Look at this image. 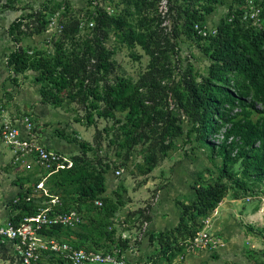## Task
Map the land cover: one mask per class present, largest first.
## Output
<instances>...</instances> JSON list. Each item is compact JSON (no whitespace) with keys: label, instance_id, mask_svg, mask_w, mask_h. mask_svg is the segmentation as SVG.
I'll return each instance as SVG.
<instances>
[{"label":"trees","instance_id":"16d2710c","mask_svg":"<svg viewBox=\"0 0 264 264\" xmlns=\"http://www.w3.org/2000/svg\"><path fill=\"white\" fill-rule=\"evenodd\" d=\"M218 1L166 0V11L162 13L160 0H120L119 5H113L112 0H91L79 18L70 7L44 0L37 7L29 6L7 30L15 44L7 57V67L15 76L11 81L16 83L17 76L27 71L35 72L41 104L58 108L68 100L84 111L81 120L76 118L75 122L84 120L95 129L99 120L119 124L123 138L118 134L114 138L111 128V145L120 146L121 151L142 147V163L137 165L140 175L151 174L167 157L173 140L182 136L187 143L194 135L203 147L211 150L212 156L222 158L218 180L196 188L190 203L177 201L180 207L177 225L148 234L149 242L156 244V257L167 262L184 252V243L200 231L203 219L229 190L235 189L234 198L246 200L257 188H264V25L253 26L251 21L242 19L241 12L235 11L221 19L215 34L202 36L195 27L202 29L206 16L213 12ZM232 1L240 5L244 0ZM111 5L118 11L114 8L112 14ZM54 15L61 31L52 52L23 46L26 38L43 34ZM83 20L85 28L81 27ZM113 34L131 48L139 45L149 58L146 71L135 82L112 78L117 66L107 43ZM183 40L194 43L209 58L206 74H199L188 58L183 59L180 48ZM185 123L189 125L186 133ZM104 134L110 135L108 127L96 129L92 146L59 134L68 143L76 144L79 154L71 157L70 168L50 175L45 171L27 194L33 193L43 181L49 197L41 200L48 201L51 197L60 200L61 205L54 207V211L76 210L84 218L99 210L107 225L115 214L116 204L108 203L104 196L109 164L98 156ZM219 137L218 143L208 139ZM121 151L118 157L122 156ZM88 153L93 157L89 158ZM49 182L56 188L55 194L46 187ZM68 190L72 192L70 195ZM60 191L69 200L59 195ZM24 198L19 195L18 203H11L9 221L13 224L34 216L40 208L38 199L26 202ZM96 200L101 201L100 207L94 204ZM151 210L147 205L136 214L149 222ZM87 219L85 228L84 223L76 226L81 227L78 231L76 227L55 226L42 230L41 234L87 251L107 253L99 245V236L121 245V252L128 248V240L114 241L113 230L107 232L106 226L92 216ZM0 260L23 264L13 249L9 252L1 243ZM38 264L63 262L46 253Z\"/></svg>","mask_w":264,"mask_h":264},{"label":"rangeland","instance_id":"374dc122","mask_svg":"<svg viewBox=\"0 0 264 264\" xmlns=\"http://www.w3.org/2000/svg\"><path fill=\"white\" fill-rule=\"evenodd\" d=\"M43 1L0 0V84L3 77L7 75L4 87H7V84L10 83L11 85H8V87H11L10 92H14L17 86L7 78L9 70L6 67V62L8 55L15 48V44L6 37V29L14 19L26 13L29 6L37 7ZM55 1L62 7H70L73 14L82 18L91 0ZM249 1H252L258 7L260 14L261 12L263 13L261 16L259 14L257 19L250 17ZM112 2L113 5L120 4V0H112ZM100 4L105 7L103 3L100 2ZM113 5H111L113 10L110 11L112 14L115 9L118 11V8L114 7V9ZM159 5L160 11L164 13L166 11V0H160ZM235 11L241 12L242 19L251 21L253 26L261 27L264 25V0H244L240 5L235 4L232 0H219L214 5L213 12L206 16L202 30L207 32V34H215L214 31L221 19L229 13L233 14ZM84 21L81 22V27L83 28L86 25ZM164 24L166 25V23ZM60 29L61 27L57 24V16H51L47 30L41 35L26 38L23 44L25 47H37L42 51L52 52L53 44L59 37ZM121 39L119 35L113 34L107 43L108 48L113 53L112 59L117 66V71L112 75V78L118 79L117 77H122L135 82L146 71L149 58L139 45L131 48L123 44ZM180 48L183 59L188 58L199 74L207 73L210 60L194 43L189 40H183L180 43ZM36 75L35 72L27 71L18 76L17 84L23 83V91L20 92V95L26 97L30 110L25 111L24 108L21 109L19 106H15L11 111L13 115L21 116L25 112L28 115L33 114L31 110L35 107L34 101L38 96L37 91H39V85L34 81ZM3 98L10 103L13 101L9 92H4ZM46 107L47 111H43L42 108H39V111L43 115L44 120L51 121V135L61 145L67 141L60 138L59 134L66 136V138L68 137V140L85 141L92 146L96 129L100 131L105 127L110 129L109 136L103 135L98 156L109 164V170L105 174L106 188L109 191L107 192L106 190L104 196L108 199V203L112 201L116 204V211L107 225L103 220V214L98 213L100 212L99 210L86 214V217L82 218L81 222V224L84 223V228L87 226V217L92 216L96 221H100L106 226L107 232L112 230L115 232L114 241H118L119 238L128 240V248L124 252L128 251V253L133 252L134 254L135 249L140 248L143 257L142 261L136 264H261V262H264V188H257L253 196L249 197V201L234 198L235 189L229 190L224 199L210 212L209 216L203 219V226L200 231H206L210 235L211 240L216 241V246L208 245L206 248L196 252L184 250V252L175 255L170 262H167L164 258L159 259L156 257L157 248L149 250L151 244L149 237L148 242L146 241L145 235L147 234L146 225L151 221L144 222L143 218L138 216L136 212L150 205L152 208L150 216H152L156 215L157 210L162 206L173 205L172 202L174 205L178 203L177 201H184V203L188 204L196 188L200 185L213 184L219 179L222 158L220 156H212L211 150L203 147L194 135H192L190 142L186 141L187 143H185L184 136L175 138L171 150L162 163L148 176H142L137 168V165L142 163V147L137 146L130 151L125 148L121 151L120 146L111 145V128L114 138H116L115 134L120 135L119 124H114L111 120H99L95 129L93 126L86 125L84 120L77 123L75 119H80L84 115V111L79 109L77 105L70 104L68 100L58 108H54L49 104ZM3 111V105L0 103L1 119L3 118ZM122 115L117 114L118 117H122ZM253 118L254 120L257 118L256 113L253 114ZM31 120L35 126L34 130L42 126L37 117L33 116ZM188 128L189 125L185 123L183 125L185 133ZM121 137L123 138L120 135V139ZM208 139L218 143L220 137ZM74 146L72 144V146L65 145L62 147L64 152H71L70 155L64 154L70 160L74 156L71 154H75L77 151L80 152V150L73 151L72 148ZM65 148H68V151ZM119 151H121L122 155L120 157L117 156ZM87 155L89 158L93 157L92 153ZM211 157L213 158L211 159ZM32 162L37 166L34 159ZM123 163L125 165L121 166ZM28 166L30 168L31 164L29 163ZM117 170H120L119 175L115 174ZM44 175L45 170L37 166L31 172L24 173L18 179L22 183H28L31 187ZM109 177H111V184L107 182ZM46 187L50 189L51 194H55L56 188L52 186L51 182L46 184ZM68 192L67 194L69 195L72 193L71 190H68ZM59 195H62L65 200L66 198L69 200L66 195H63V192L60 191ZM108 205L111 208V204ZM104 206L103 204L101 213H104ZM77 228L81 229L79 226ZM71 232L74 233V231ZM97 240L100 247L103 248L102 251L108 250L107 253H111V251L118 250L121 252V245H118V243L112 244L111 240H107L103 236H99ZM141 241L144 242L142 247L140 245ZM124 252H121L122 257ZM0 264L6 263L0 261Z\"/></svg>","mask_w":264,"mask_h":264},{"label":"built area","instance_id":"2783aa9c","mask_svg":"<svg viewBox=\"0 0 264 264\" xmlns=\"http://www.w3.org/2000/svg\"><path fill=\"white\" fill-rule=\"evenodd\" d=\"M248 8L250 17L257 19L260 14L258 7L249 1ZM195 28L202 36L207 35V32L197 26ZM18 123L24 128L25 135L23 137L17 125L0 117V142L7 145L12 151L13 165H23L29 158H32L37 166L47 171L49 175L72 166L70 159L56 151L46 149L33 139L35 127L30 117L23 116ZM115 174L119 175L120 171H115ZM38 191L41 194L36 196ZM46 196H48V191L41 181L35 186L33 193L24 198L26 202L38 199L40 205L38 212L34 216L23 218L18 224L7 221L0 226V243L9 242L23 264H38L46 253L55 255L63 264H128L118 250L111 251V253L87 251L74 248L70 243L61 242L53 237L43 236L42 230L55 226L74 228L82 222V216L76 210L54 211V207L61 205L60 200L57 197H51L48 201L41 200ZM246 200L249 201L250 198ZM18 201L19 199H14L13 204ZM94 204L98 207L102 205L100 200H96ZM208 245L216 246L217 244L216 241L211 240L206 231H199L192 239L184 243V250L196 252Z\"/></svg>","mask_w":264,"mask_h":264},{"label":"crops","instance_id":"0c3cea01","mask_svg":"<svg viewBox=\"0 0 264 264\" xmlns=\"http://www.w3.org/2000/svg\"><path fill=\"white\" fill-rule=\"evenodd\" d=\"M7 30H8V28L6 29V37H8L10 39ZM10 41H11V39H10ZM23 46H24V44H23ZM6 67H7V62H6ZM7 69H8V67H7ZM8 70H9L8 71L9 75L7 78H9L8 80L11 81L12 78H15V76L11 75L10 69H8ZM6 76L3 77L2 83L0 84V103H2L3 108H4L2 119H5V120L9 119L10 122L17 125L19 128V131L21 133V136L23 137L25 135V131H24V128L22 127V125L19 124L18 122L21 120V118L23 116H28V117H30V119L33 118V116L37 117L40 124H42V126L38 127L37 130L33 131V139L37 143H39L40 145H42L43 147H45L48 150L56 151L62 155H64V154L70 155L71 152H64L62 147L65 145H71L72 146V144H74V143L64 142V144L61 145V143L59 141L55 140V138L52 137L51 131H50L51 127H52L50 125L51 121L50 120H44V117H42L43 115H41V112L39 111V108H42L43 111L48 110L46 107L47 104H41L40 103L39 91H37L38 96L34 101L35 107L32 108V110H31V112L33 114L28 115L25 112V114H23L21 116L13 115V113L11 111L13 110V108L15 106H19L21 109L24 108L25 111L30 110V107L28 105V101L26 100V97L20 95V92L23 91V83L17 84L18 76H17L16 83H14L17 86V89L14 92H10L11 87H8V85H11L10 83L7 84V87H4V81H5ZM4 92H9L11 94V96L13 98V101H12L13 103L7 102L3 98ZM43 108H45V109H43ZM44 125H46V126H44ZM74 145L76 147L75 146H74V148L71 147L73 149V151L79 150V148H77L78 146L76 144H74ZM65 150L68 151V148H65ZM78 152L79 151H77L75 154H71V155H76ZM12 156L13 155H12V151L10 150V148L7 145H5L4 143L0 142V226L4 225L7 221H9V217L11 216V211H12L11 203L13 202V200L19 199V195H23L24 197H26V195H28L27 190L30 188L29 184L25 183V182L22 183V181L20 182V180L18 178H21L24 175V173H26L28 171L31 172L33 170V168L37 167L32 162V158H29L25 162V164H23V165L19 164V165L15 166L12 164ZM29 163L31 164L30 168L28 166ZM110 179H111V177H109V179L107 180V182H109V184H111ZM110 189H111V185H110ZM108 191L109 190L107 188V192ZM40 194H41L40 191L36 192V196H39ZM41 199H44V198H41ZM172 204L173 205H169L168 207L162 206L160 209L157 210L156 215L151 216V222L146 225V231H147V234L145 235L146 241L148 240L147 235L149 233L155 234L158 232H163V231H166L168 229L173 228L176 225L178 215H179V209H178L179 207L177 204L174 205L173 202H172ZM169 219H171V220H169ZM1 244L5 245L9 252H12V245L9 242H5V243H1ZM143 244H144V242L141 241V244H140L141 247ZM154 248H156L155 243H152L149 246V250H153ZM142 257H143V253H142V251H140V248L135 249L134 254H133V252L128 253V251L123 253V259L128 264H136L138 262H141ZM0 261H2V260H0ZM2 262H4V261H2Z\"/></svg>","mask_w":264,"mask_h":264}]
</instances>
